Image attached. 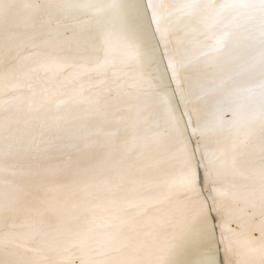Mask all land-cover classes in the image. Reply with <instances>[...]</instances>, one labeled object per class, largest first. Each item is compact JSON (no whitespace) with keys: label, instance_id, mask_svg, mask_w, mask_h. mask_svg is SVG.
<instances>
[{"label":"bare ground","instance_id":"bare-ground-1","mask_svg":"<svg viewBox=\"0 0 264 264\" xmlns=\"http://www.w3.org/2000/svg\"><path fill=\"white\" fill-rule=\"evenodd\" d=\"M38 2L47 7L53 0ZM224 2L197 0L187 15L184 0H96L90 9L72 14L45 13L42 32L51 29L75 40L70 50H60L32 46L49 40L46 34L15 47L32 33L25 22L30 10L24 0H2L0 40L13 47L12 63L32 70L18 80L5 78L0 86V264H65V249L76 251L73 245L94 246L105 239L111 231L105 224L115 222L112 214L126 220L135 212L129 206L139 196L153 194L161 181L179 184L189 154L197 166L211 161V176L205 180L199 168L197 190L179 193L160 207L183 221L206 202L210 231L202 244L218 249L221 264V228L229 240L239 239L232 233L242 227L259 238L258 173L264 164V53H255L259 30L238 25L222 51L203 53L213 43L206 37L226 33L222 25L229 15L264 18L249 8H227L217 15ZM149 3L165 13L162 27L169 50L186 64L181 76L189 90L187 105L179 96L172 100L176 117L182 118V138L172 113L145 90L138 65L124 47L127 28L145 52L157 49L160 38L149 27ZM47 55L60 57L63 66H42ZM229 91L242 92V98L226 102ZM167 95L171 98L172 91ZM45 96L49 102L41 104ZM30 101L36 102L32 109ZM250 119L255 121L251 131L238 136V131H248L241 122ZM229 146L232 151L225 155ZM232 160L237 161L233 168L241 166L236 179L226 166ZM237 190H255L257 207L237 201ZM213 209L226 213L223 224ZM198 259L191 248L172 257L173 264H196ZM230 259L244 264L248 258L234 251Z\"/></svg>","mask_w":264,"mask_h":264},{"label":"snow or ice","instance_id":"snow-or-ice-1","mask_svg":"<svg viewBox=\"0 0 264 264\" xmlns=\"http://www.w3.org/2000/svg\"><path fill=\"white\" fill-rule=\"evenodd\" d=\"M116 0H113L115 4ZM96 0H53L47 7H41L38 0H24L25 8L30 10V16L26 18V24L32 29V33L27 36L26 41L15 47H21L26 43H31L40 35H48L49 40H45L41 45L32 44L33 47H52L60 50H70L75 43L74 39H65L60 33H53L51 29L47 33L42 32L47 20L42 19V15L47 13L49 16L53 11L60 14H72L78 11L90 9ZM197 6V0H184L185 15L192 13ZM227 8H249L258 9L262 18H264V0H225L218 9L217 15L223 13ZM147 10L151 11L149 27L154 28L159 35L160 41L157 49L143 50L145 45L130 33L127 28L124 30L123 42L126 55L130 61L138 65V76L145 85V90L154 93L162 107L172 113V119L175 122V130L179 137L182 138L181 119L175 115V109L172 100L179 96L182 103L187 105V96L189 90L184 87L181 74L186 68L184 61L179 59L169 50L168 33L162 27L165 13L159 6L149 3ZM5 12L0 0V16ZM167 15L171 17L172 11ZM230 33H224L219 36H208L206 39H212L213 43L207 46V51L203 53L210 56L213 53L222 51L227 41L230 39ZM163 48L161 54L159 48ZM13 47L5 44L0 40V86L3 85L5 78L9 81L18 80L20 76L26 75L32 69L27 65L12 63L11 53ZM64 61L54 55H47L44 58L43 65L48 68L59 69L63 66ZM6 66V67H5ZM85 72L89 69H84ZM173 84L176 85L173 89ZM264 86V85H262ZM172 91V97H168V91ZM46 92L50 91L48 89ZM54 89L51 90L54 94ZM35 95V94H33ZM50 97L45 96L41 104L49 102ZM98 103V101H91ZM61 103H67L63 101ZM36 104L30 101L29 109ZM40 105H36L39 107ZM254 119L241 122V127L247 129L243 133L238 131V136H247L254 125ZM260 132L264 137V113L260 115ZM212 162L205 160L197 166L192 162L189 154L184 164L179 184L174 180H164L156 186V190L151 195H141L137 198L130 208H135V212L126 220L120 219L116 214H112L111 220L105 227L111 229L107 232L105 239L97 244L89 245L86 243L73 245L76 251L65 249L67 253L65 264H74L78 259L80 264H173L172 257L185 248L194 249L199 256L196 264H221L217 259L218 249L214 250L210 245L204 246L202 240L210 231L209 217L206 215L207 204L201 206L199 213L186 218L183 221L175 219L170 210L160 207L163 204L172 202V198L179 193L195 192L199 184V168L204 169V178L208 180L211 176ZM258 207L260 213L258 239L253 238L243 227L240 232H233L234 237L239 239L233 241L225 237L224 229L221 228V244L225 254L223 264H231V253L238 252L241 257L248 258L244 264H264V164L258 173ZM237 201H243L250 204L251 207H257L255 190H245L233 193ZM127 211L128 209H124ZM216 211L220 223L225 222L226 213L219 209ZM214 225L211 230H214ZM126 229V230H125Z\"/></svg>","mask_w":264,"mask_h":264},{"label":"rangeland","instance_id":"rangeland-1","mask_svg":"<svg viewBox=\"0 0 264 264\" xmlns=\"http://www.w3.org/2000/svg\"><path fill=\"white\" fill-rule=\"evenodd\" d=\"M254 19H255V13H253L250 16L244 13L229 15L228 19L222 25V30L226 33H233V31L236 30L235 29L236 26L238 25H242L241 28H245L249 26L256 27L259 31H257L256 34L255 53L261 54L264 53V21L263 20L256 21ZM241 93L242 92L239 91L227 92V94L225 95L226 102H233V101L237 102V100L242 98ZM261 104H264V98Z\"/></svg>","mask_w":264,"mask_h":264},{"label":"water","instance_id":"water-1","mask_svg":"<svg viewBox=\"0 0 264 264\" xmlns=\"http://www.w3.org/2000/svg\"><path fill=\"white\" fill-rule=\"evenodd\" d=\"M225 116H227V114L225 115ZM230 148H231V146H229L228 148H227V151H224V153H225V155H228V154H230V152L232 151V149L230 150ZM235 157V156H234ZM225 162H226V159H225ZM237 161H230V162H227L226 163V166H227V168H228V172L230 173V175H231V177L232 178H235L236 179V174H238V171H236L237 169L238 170H241V166H235V168H233V165L236 163ZM235 171H236V174H235ZM204 178V177H203ZM247 209H249V208H247ZM213 211V210H212ZM251 235H253L254 237L256 236V231H253V232H251Z\"/></svg>","mask_w":264,"mask_h":264}]
</instances>
